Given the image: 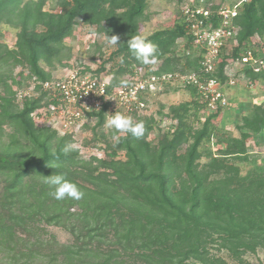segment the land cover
Returning <instances> with one entry per match:
<instances>
[{
    "label": "trees",
    "instance_id": "trees-1",
    "mask_svg": "<svg viewBox=\"0 0 264 264\" xmlns=\"http://www.w3.org/2000/svg\"><path fill=\"white\" fill-rule=\"evenodd\" d=\"M48 1L0 0V28L16 32L12 47L0 42V264H228L212 250L225 251L235 264H251L243 257L264 250V165L245 173L240 166L253 162L246 140L264 131V106H253L241 118L235 126L239 137L217 155L204 148L219 133L212 121L222 109L194 127L189 114L198 118L206 107L193 88H186L192 102L159 113L176 122L173 131H162L161 119L146 112L133 117L145 124L142 138L111 129L106 140L96 133L107 120L103 110L94 114L93 133L105 146L104 156L85 159L80 149L65 155L72 135L59 136L32 120L36 110L49 106L50 95L39 92L16 102L14 89L34 83L39 91L54 72L69 69L73 50L65 41L78 26L94 37H120L94 72L108 74V91L127 85L124 77L139 70L199 74L205 51L193 45L181 17L146 36L157 45V63L137 60L127 41L149 22L152 0H51L45 10ZM234 25L237 47L229 55L223 51L216 72L205 79L224 82L249 40L257 36L264 42V0L243 5ZM88 48L103 58L99 43ZM111 62L115 69L106 71ZM234 76L260 82L264 96V71L239 70ZM55 174L75 183L84 197L54 199L44 177ZM50 227L66 232L70 243L58 242Z\"/></svg>",
    "mask_w": 264,
    "mask_h": 264
},
{
    "label": "built area",
    "instance_id": "built-area-1",
    "mask_svg": "<svg viewBox=\"0 0 264 264\" xmlns=\"http://www.w3.org/2000/svg\"><path fill=\"white\" fill-rule=\"evenodd\" d=\"M222 1L199 0L198 4L185 7L181 13L192 36L193 45L201 47V50L205 51L204 55L206 54L203 55L199 74L167 73L137 76V71L133 76L124 79L128 82L127 85L108 91L110 77L106 72L95 75L96 69L86 71L85 67H78L71 69L62 78L52 75L50 81L39 84V91L35 89L36 84H31L33 87L30 85L26 89L15 88L14 99L20 102L24 98L37 96L39 92L48 93L49 106L36 110L32 114V120L37 126L45 123L46 127L53 128L52 130L60 136L73 135L68 129L73 125L79 128L88 119L95 121L94 114L103 110L106 115L108 112L112 114L116 111L125 112V115L132 117L145 114L148 108L147 98L175 81H180L185 88L195 89L202 104L210 112L223 110L227 106L225 89L237 85L240 78H236L234 74L233 77L227 75L226 80L220 82L215 78L205 77L216 72L220 63V53H223L229 43L237 47L235 40L237 28L234 19L242 12L243 5L251 0H232L229 6L222 5ZM255 37V40L253 38L249 40L241 58L236 59L234 65L230 67L251 70L255 74L264 71V42L260 37Z\"/></svg>",
    "mask_w": 264,
    "mask_h": 264
},
{
    "label": "rangeland",
    "instance_id": "rangeland-1",
    "mask_svg": "<svg viewBox=\"0 0 264 264\" xmlns=\"http://www.w3.org/2000/svg\"><path fill=\"white\" fill-rule=\"evenodd\" d=\"M198 3L199 0H183L179 3L175 0H152L146 11V13L150 16V20L149 22L141 23V35L148 36L156 30L171 28L174 22L181 18V13L185 7L195 6ZM231 4L232 0L222 1V5L229 6ZM50 7H52L51 0L47 2L44 9L48 10ZM78 27L79 28L74 32L73 37L65 41L66 45L71 47L73 50L72 57L68 62L69 69H60L54 72L53 75L57 77H65L71 69H76L81 66H87L89 69L94 70L98 69L102 63V60L108 59L111 53L116 49L115 46L107 44L104 38L94 37L93 35L88 34V28H84L83 26ZM0 30V42L12 47L15 42L16 32L6 27H1ZM253 39L255 40L256 37H253ZM94 41L101 45L102 48L100 51L102 52L103 58H99L97 53L95 54L92 49L88 48V44H91ZM179 42L180 45L183 43L182 40H179ZM254 42H256V44L258 43V41ZM232 45L233 43H229L227 45V48L224 50L226 55H229L232 48L235 47ZM197 48L201 50V47ZM221 54L222 53H220V55ZM115 61L120 62V59ZM116 62L106 64V71H109V69H115V65H117ZM229 70L232 72L227 71V75L233 77L232 75L240 69L234 66L229 67ZM19 71L20 69H17L15 73H18ZM139 74H146V72L145 70L138 71L137 76ZM126 77L127 76H125L124 79ZM237 82V85L225 89L227 106L223 108L218 118L212 121L213 125L218 128L219 133L214 134L211 144L206 146L204 149H210L215 155L218 154V151L225 149L229 139L232 137H239V132L236 130L235 126L241 125V118L246 115L253 108V106H264L263 88L260 82L256 81L253 84H250L248 81L242 80L241 77L239 80H237ZM33 85L30 87H33ZM165 90L166 92H164ZM146 101L148 104L146 111L147 114H151L158 121L161 119L159 128L162 131H166L167 129L173 131L176 122L166 119L165 117L162 118L159 116V113L161 112L164 116L166 115L170 106H175L181 103H190L192 102V97L189 91L183 87V84L180 81H175L171 84L165 85L162 89L157 91L155 95L147 98ZM199 102L202 104L200 97ZM213 112L214 111L210 112L208 108H205L199 113V115L197 114L198 118H195L191 112L189 114L188 120L192 122L194 127H199L209 114H214ZM121 113L125 115V112ZM108 115H111V113L108 112ZM95 123L96 120L94 121L93 119H88L81 127L77 128V126L73 125L70 129H68L69 132L73 133V143L79 145L78 149H80L82 157L85 159L91 155H96L98 157L104 156L103 149L105 146L98 142V139L96 141L94 140L95 135L93 133V129L95 127ZM38 125L40 127H46L45 123H40ZM110 132L111 129L106 126V123L103 127L96 130L97 137L103 135L105 136L106 140H110ZM155 135L156 133L151 134L149 139H155ZM84 143H87V145L84 146ZM246 148L249 156L252 157V161H255V163L251 162L247 165L245 164L240 166L242 173H245L251 168L264 165V131L260 135L253 136V138L249 137L246 140ZM205 161L206 160L201 159L200 163L203 164ZM47 231L54 235L56 240L62 244H68L71 241L70 236L61 229L50 227L47 228ZM211 252L217 254V256L224 259L228 264H235L225 251L217 253L216 251L212 250ZM243 259L244 261L251 264H264V250H257L255 254H246Z\"/></svg>",
    "mask_w": 264,
    "mask_h": 264
},
{
    "label": "clouds",
    "instance_id": "clouds-1",
    "mask_svg": "<svg viewBox=\"0 0 264 264\" xmlns=\"http://www.w3.org/2000/svg\"><path fill=\"white\" fill-rule=\"evenodd\" d=\"M104 39L107 44L117 46L120 39L119 36H108L106 33ZM127 45L132 55L144 65H152L158 62V48L152 41L143 35H133L128 41ZM106 126L114 132L130 134L135 139H140L145 133V124L143 121L134 120L130 115H124L116 111L115 114L107 115ZM79 145L75 143H67L62 149L65 155L76 151ZM59 164H52L51 168H59ZM45 182L50 186L51 195L56 200L73 199L80 200L84 197L79 187L67 180L63 174H55L44 177Z\"/></svg>",
    "mask_w": 264,
    "mask_h": 264
}]
</instances>
